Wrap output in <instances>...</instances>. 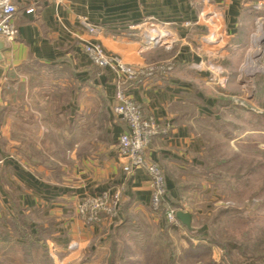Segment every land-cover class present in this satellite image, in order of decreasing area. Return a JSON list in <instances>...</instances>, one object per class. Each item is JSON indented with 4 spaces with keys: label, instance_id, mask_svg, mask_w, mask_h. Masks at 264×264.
Masks as SVG:
<instances>
[{
    "label": "crops",
    "instance_id": "crops-1",
    "mask_svg": "<svg viewBox=\"0 0 264 264\" xmlns=\"http://www.w3.org/2000/svg\"><path fill=\"white\" fill-rule=\"evenodd\" d=\"M14 3L18 35L8 42L0 63V227L8 232L12 224L27 228L47 249H61L69 234L83 249L94 250L122 229L134 228L133 240H138L144 220L164 221L152 209L143 170L124 190L118 220L103 218L89 225L73 211L84 196L117 189L124 181L119 137L127 125L113 110L115 76L90 61L87 44L101 45L108 55L142 72L160 64L158 74L144 76L128 91L144 114L163 127L146 156L162 167L169 199L178 212L193 220L186 191L203 179L204 125L221 115L216 112L221 86H214L211 78L223 84L226 75L239 71L255 31L254 4Z\"/></svg>",
    "mask_w": 264,
    "mask_h": 264
},
{
    "label": "rangeland",
    "instance_id": "rangeland-1",
    "mask_svg": "<svg viewBox=\"0 0 264 264\" xmlns=\"http://www.w3.org/2000/svg\"><path fill=\"white\" fill-rule=\"evenodd\" d=\"M250 43L237 73L223 84L211 78L221 86V115L204 125L203 179L186 191L192 230L144 220L138 240L134 228L122 229L104 246L80 245L77 252L70 246L78 241L69 234L61 249L33 250L29 229L0 227V264H264V41L256 54ZM251 62L259 70L249 72ZM160 68L153 64L149 71Z\"/></svg>",
    "mask_w": 264,
    "mask_h": 264
},
{
    "label": "built area",
    "instance_id": "built-area-1",
    "mask_svg": "<svg viewBox=\"0 0 264 264\" xmlns=\"http://www.w3.org/2000/svg\"><path fill=\"white\" fill-rule=\"evenodd\" d=\"M67 0H55L62 5ZM254 11L260 15L255 19V31L252 34V44L256 48L264 41V0H249ZM14 0H0V40L10 42L15 40L18 30L14 19L17 15ZM33 10H28L32 13ZM85 26L90 32L95 29L84 19ZM85 52L90 61L96 66L111 71L116 80V94L114 114L127 125V130L119 137V158L122 164L124 181L122 187L103 190L84 197L76 206L77 215L87 224L100 222L103 218L118 220L123 193L139 170H143L150 183L151 206L155 213L161 214L163 220L170 226H180L182 223L177 217L178 209L171 202L166 186V177L160 165L151 162L146 151L153 139L164 132L163 127L153 116H146L140 104L129 94L128 86L141 81L144 76L151 77L160 72L151 70L142 72L128 66L118 58L109 57L104 49L97 44H87ZM2 161L0 160V163ZM70 249L79 250L80 244L73 242Z\"/></svg>",
    "mask_w": 264,
    "mask_h": 264
},
{
    "label": "water",
    "instance_id": "water-1",
    "mask_svg": "<svg viewBox=\"0 0 264 264\" xmlns=\"http://www.w3.org/2000/svg\"><path fill=\"white\" fill-rule=\"evenodd\" d=\"M8 45V42L4 41V40H0V63L3 60V52L6 50ZM177 217L180 220V222L188 229V230H192V216L188 213H185L183 211H179L177 213Z\"/></svg>",
    "mask_w": 264,
    "mask_h": 264
},
{
    "label": "trees",
    "instance_id": "trees-1",
    "mask_svg": "<svg viewBox=\"0 0 264 264\" xmlns=\"http://www.w3.org/2000/svg\"><path fill=\"white\" fill-rule=\"evenodd\" d=\"M171 202H172V200H171ZM121 212H119V214H120ZM12 226L13 227H16L15 225H13L12 224ZM19 234V233H18ZM27 240L29 241V248H31V249H33V250H35L36 248H41V249H43V250H45L40 244H39V242H36V240H35V236L36 235H34V234H32V233H27ZM1 241H3V240H1ZM0 245H1V243H0Z\"/></svg>",
    "mask_w": 264,
    "mask_h": 264
},
{
    "label": "bare ground",
    "instance_id": "bare-ground-1",
    "mask_svg": "<svg viewBox=\"0 0 264 264\" xmlns=\"http://www.w3.org/2000/svg\"><path fill=\"white\" fill-rule=\"evenodd\" d=\"M254 51H255V54L260 51L259 45L256 48H254ZM257 70H259V68L256 67L255 62H251L250 65H249V72H254V71H257Z\"/></svg>",
    "mask_w": 264,
    "mask_h": 264
}]
</instances>
